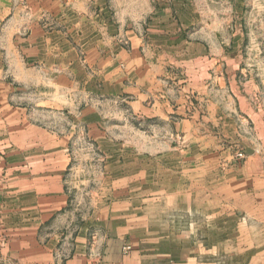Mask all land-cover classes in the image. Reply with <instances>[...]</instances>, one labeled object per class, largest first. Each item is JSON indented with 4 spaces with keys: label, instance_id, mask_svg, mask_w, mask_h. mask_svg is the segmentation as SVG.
Listing matches in <instances>:
<instances>
[{
    "label": "crops",
    "instance_id": "crops-1",
    "mask_svg": "<svg viewBox=\"0 0 264 264\" xmlns=\"http://www.w3.org/2000/svg\"><path fill=\"white\" fill-rule=\"evenodd\" d=\"M108 9L0 0V264H264V67L237 29L194 37L167 8L136 27ZM76 96L96 199L47 226L71 164L57 108ZM106 108L128 124L118 141Z\"/></svg>",
    "mask_w": 264,
    "mask_h": 264
},
{
    "label": "rangeland",
    "instance_id": "rangeland-1",
    "mask_svg": "<svg viewBox=\"0 0 264 264\" xmlns=\"http://www.w3.org/2000/svg\"><path fill=\"white\" fill-rule=\"evenodd\" d=\"M104 2L112 15L130 20L132 27H136L137 23L144 25L155 9L167 8L168 11L171 10L174 17L178 15L181 19L186 35L203 37L208 32L224 35L237 29L241 37L244 62L253 68L264 67V0H104ZM18 3L20 0H11L13 6ZM26 92L29 93L25 90ZM76 98L78 102L71 105L60 103L61 105L57 108L58 129L61 130L64 127L69 129L71 164L64 171L63 177L67 205L53 215L47 222V226L54 223V220L59 217L58 213L66 212L73 213V224H76L87 210L93 207L91 199H96L90 192L96 191L98 186L100 155L96 151L93 140L89 139L84 132L82 127L84 120L77 119L79 116L77 106L81 98L79 96ZM63 106H67L68 113H64ZM34 109L30 108L37 114H43L46 110L36 106ZM105 110L108 117L104 119L106 121L104 126L109 128L110 137L118 141L121 138L120 128L128 124L116 115L115 110L109 112L107 108ZM44 115L41 117V123L46 124L47 119L43 118ZM127 142L132 143V134ZM240 150L245 153L244 146L240 145L234 154ZM62 231L64 229L58 230V233ZM57 250L60 251L59 245Z\"/></svg>",
    "mask_w": 264,
    "mask_h": 264
},
{
    "label": "built area",
    "instance_id": "built-area-1",
    "mask_svg": "<svg viewBox=\"0 0 264 264\" xmlns=\"http://www.w3.org/2000/svg\"><path fill=\"white\" fill-rule=\"evenodd\" d=\"M244 156H245V153H244V151H242V150L237 151V152L234 154V157H235V158H238V159L243 158ZM128 249H129V246H125V247H124V250H128Z\"/></svg>",
    "mask_w": 264,
    "mask_h": 264
},
{
    "label": "water",
    "instance_id": "water-1",
    "mask_svg": "<svg viewBox=\"0 0 264 264\" xmlns=\"http://www.w3.org/2000/svg\"><path fill=\"white\" fill-rule=\"evenodd\" d=\"M246 152H247V153H250V151H249V150H246Z\"/></svg>",
    "mask_w": 264,
    "mask_h": 264
}]
</instances>
